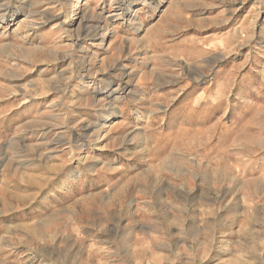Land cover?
<instances>
[{"label":"rangeland","instance_id":"obj_1","mask_svg":"<svg viewBox=\"0 0 264 264\" xmlns=\"http://www.w3.org/2000/svg\"><path fill=\"white\" fill-rule=\"evenodd\" d=\"M0 5V264H264V0Z\"/></svg>","mask_w":264,"mask_h":264},{"label":"bare ground","instance_id":"obj_2","mask_svg":"<svg viewBox=\"0 0 264 264\" xmlns=\"http://www.w3.org/2000/svg\"><path fill=\"white\" fill-rule=\"evenodd\" d=\"M86 4H88V3H86ZM0 7H2L1 5H0ZM80 8V7H79ZM3 17V16H2ZM90 18H91V16L90 15H86V14H84L83 16H82V19H83V21H89L90 20ZM6 20V19H5ZM23 21V20H22ZM37 24V23H36ZM31 25V24H30ZM87 25H88V23H87ZM34 26V25H33ZM89 26V25H88ZM88 31H89V29H88ZM91 31H92V29H91ZM88 34V33H87ZM92 37H95V35H93L92 34ZM115 92V91H114Z\"/></svg>","mask_w":264,"mask_h":264}]
</instances>
